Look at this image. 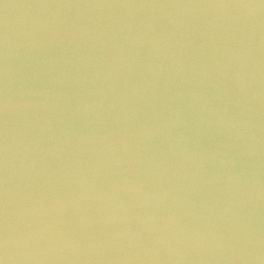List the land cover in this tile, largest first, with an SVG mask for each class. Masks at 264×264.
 <instances>
[{
	"label": "water",
	"instance_id": "water-1",
	"mask_svg": "<svg viewBox=\"0 0 264 264\" xmlns=\"http://www.w3.org/2000/svg\"><path fill=\"white\" fill-rule=\"evenodd\" d=\"M0 264H264V0H0Z\"/></svg>",
	"mask_w": 264,
	"mask_h": 264
}]
</instances>
